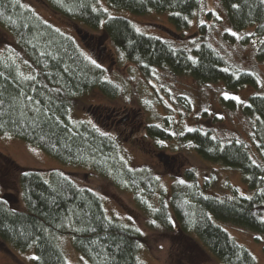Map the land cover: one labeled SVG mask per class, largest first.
<instances>
[{
  "label": "trees",
  "instance_id": "1",
  "mask_svg": "<svg viewBox=\"0 0 264 264\" xmlns=\"http://www.w3.org/2000/svg\"><path fill=\"white\" fill-rule=\"evenodd\" d=\"M233 31L252 27L251 35H264L263 0H219ZM60 16L91 31L101 30L122 57L145 78L154 67L186 73L197 80H219L229 89L250 84L257 77L236 70L204 40L190 48L178 46L168 36L139 31L125 16L96 7V0H43ZM111 7L142 14L166 12L176 30L189 26L198 0H106ZM168 30L171 27L164 25ZM0 27L13 39V48L0 53V133L31 143L64 163L87 166L113 186L133 194L136 206L146 213L151 229L194 235L213 256L215 264H257L252 253L210 217L244 226L264 235V92H252L244 101L225 98L226 106H238L251 122L254 157L245 143L222 139L199 128L177 132L179 143L191 142L203 159L238 169L249 196L235 190L215 195L207 192L206 179L199 181L187 167L166 196L158 190L157 177L147 168L133 169L119 152L118 140L92 120L78 119L71 108L83 93L97 88L108 97L119 94V85L106 78L104 69L89 57L73 37L43 20L19 0H0ZM233 37V33H226ZM94 33H85L82 37ZM249 35H245L246 40ZM264 62V39L254 49ZM98 113V112H97ZM145 134L166 140L172 133L151 122ZM3 162L16 171L21 206L11 207L0 194V240L21 250L32 248L34 264H69L57 244L68 235L73 247L86 259L82 264H139L138 250L146 236L134 226L105 213L100 195L77 183L57 168H24L6 155ZM158 190L152 207L150 199Z\"/></svg>",
  "mask_w": 264,
  "mask_h": 264
},
{
  "label": "rangeland",
  "instance_id": "2",
  "mask_svg": "<svg viewBox=\"0 0 264 264\" xmlns=\"http://www.w3.org/2000/svg\"><path fill=\"white\" fill-rule=\"evenodd\" d=\"M19 1L33 9L43 20L73 37L86 54L104 69L106 78L119 85V94L115 97H108L97 88L81 94L71 108L72 115L89 121L94 116L95 124L118 140L119 152L130 167L147 168L154 173L158 190L163 189L168 196L175 178L190 167L199 181H209L207 192L211 194H229L232 190L243 196L253 193L238 169L203 159L196 153L191 142L179 143L176 134L191 128L208 130L222 139L243 141L256 157L250 120L240 112L237 105L226 106L221 100L232 98L242 102L252 92H264V62L254 57V49L264 39V35H251L252 27L233 31L219 0H198V8L189 26L180 31L168 22L166 12L150 10L137 14L124 8L111 7L106 0H96V7L106 9L109 14L127 17L139 31L168 36L176 45L186 48L200 40L198 27L204 25L205 42L224 57L228 66L238 71L254 72L257 83L254 86L245 84L229 89L219 80L200 81L186 73H173L158 67L151 69L150 76L145 78L110 44L101 30L91 31L78 22L60 16L43 0ZM164 25L171 27L172 31ZM83 32L96 35L82 37ZM226 33L235 35L231 37ZM245 35L249 37L243 40ZM13 45L11 35L0 27V53L12 49ZM151 122L164 125L172 136L166 140L150 138L145 134V126ZM0 154L24 168H57L67 171L77 183L92 187L100 195L107 216L134 226L146 236L144 245L139 247L137 253L139 264L216 263L194 235H184L176 224H173L174 228L170 232L160 226L151 229L146 213L136 206L133 194L113 186L91 168L64 163L7 132L0 133ZM158 190L150 199L152 207L157 203ZM0 194H5L11 207L21 206L16 171L3 162L1 155ZM261 212L264 216V203ZM210 217L245 246L257 264H264L263 234ZM56 241L69 264H82L86 261L71 244L70 236L58 235ZM33 259L32 248L21 250L0 240V264H34Z\"/></svg>",
  "mask_w": 264,
  "mask_h": 264
},
{
  "label": "snow or ice",
  "instance_id": "3",
  "mask_svg": "<svg viewBox=\"0 0 264 264\" xmlns=\"http://www.w3.org/2000/svg\"><path fill=\"white\" fill-rule=\"evenodd\" d=\"M233 35H235V33H233ZM227 95H228V94H227V93H225V96H226V97H227Z\"/></svg>",
  "mask_w": 264,
  "mask_h": 264
}]
</instances>
